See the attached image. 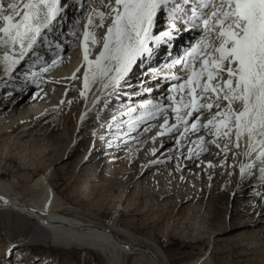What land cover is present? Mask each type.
Instances as JSON below:
<instances>
[{
	"label": "snow or ice",
	"instance_id": "obj_1",
	"mask_svg": "<svg viewBox=\"0 0 264 264\" xmlns=\"http://www.w3.org/2000/svg\"><path fill=\"white\" fill-rule=\"evenodd\" d=\"M73 3L79 6V11L67 35L73 40L79 38L80 20L85 21L79 44L85 91L80 95L86 98L90 86L97 85L99 95L94 99V107L101 100L106 105L111 97L121 94L133 67L150 59L155 47L172 40L182 30L178 21L184 25V31L199 29L183 56L164 66L169 71L162 79L172 82L167 95L125 106L120 115L127 118L121 122L127 123L128 129L117 140L128 143L127 138L139 131L142 122L146 126L141 135L157 127L148 121L162 119L153 142L174 132L179 146L181 139L187 141L190 135L203 131L205 135L190 141L198 148L197 158L208 150V145L215 146L227 158L229 151L239 149L243 143L246 155L256 153V161L264 173V0H181L179 3L177 0H73ZM68 8V0L63 3L62 0H0V64L8 79L30 54L37 60L43 59L37 49L41 45L51 46L50 35L67 23ZM161 12L167 17L166 30L156 34L154 28ZM98 31H103V35L98 37ZM55 47L63 54L59 43ZM95 48L99 50L93 56ZM59 58L41 64L40 73L57 66ZM35 66L30 64L29 71ZM174 68L184 75L173 72ZM79 71L78 67L76 72ZM150 75L160 78L156 69ZM39 78L36 72L25 73L26 80L37 82ZM76 78L74 73L71 79ZM144 90L151 95L150 88ZM169 113L175 121L172 124ZM80 119L83 121L85 116ZM116 121L114 116L113 124ZM205 136L211 137L207 143ZM112 143L109 140L108 146ZM156 151L153 148L152 155ZM193 154V148L188 147L187 158L191 159ZM253 167L254 163L242 165L241 178Z\"/></svg>",
	"mask_w": 264,
	"mask_h": 264
},
{
	"label": "rangeland",
	"instance_id": "obj_2",
	"mask_svg": "<svg viewBox=\"0 0 264 264\" xmlns=\"http://www.w3.org/2000/svg\"><path fill=\"white\" fill-rule=\"evenodd\" d=\"M69 5L70 8H72V6L78 7L76 10L77 12L79 11L78 5H72V3H69ZM73 13L66 14L72 18L67 20V23L69 24H71L72 20L76 17V12ZM64 25L62 28L56 29L54 34L50 35V48L41 45L37 49L39 56L43 58L42 60H37L30 54L21 66L22 69L20 67L19 71L14 72L12 75L13 79L6 78L0 82L1 97L6 96V92H10L13 93L11 97L14 96V99L18 97L23 99L24 96L30 99L36 93L37 90L33 88V84H37V82H41L42 80L39 79L37 82H33V80L30 79L29 85L23 87L19 85V83L14 79L19 75L25 76L26 72L29 75L31 72H38V74H42L40 73V65L47 63V60L49 61L47 57H53L57 53V50L59 49L56 48L54 51L52 50L57 43L61 42L60 45L63 48V43L65 42L66 37H68L61 35V33L65 31ZM79 28L81 29L80 24ZM99 32L101 31H98L97 34H99ZM73 47L74 46H72V48ZM97 49L98 48L93 49V53L96 52ZM65 53L67 54L68 52ZM168 58L171 59V56H168ZM37 61L41 63L35 64L36 66L31 68L29 71V65L36 63ZM137 68L138 69L135 73L137 75L139 74L138 72L146 70V67H143L141 64L139 67L137 66ZM181 74L184 75V73H180L179 75ZM39 76L43 78L46 77L42 75ZM151 80L150 83L154 84L152 86H149L147 83L143 82L139 87L125 91L130 93H143L145 97H148L149 94L147 92L144 93L143 91L145 88H150L151 95H153L150 96L151 98L157 96V99H160L163 96H166L167 94L164 95V93L167 91L169 85H167V83H161L159 78ZM75 84H77V82H70L68 84V97L66 100H63V104H61V102L58 104V107L60 106L59 109L63 113L60 120L57 122V124L59 123L60 126H62L63 122L68 118L70 125H75L76 115L74 117V113L77 112L78 106L81 105L82 102L86 103V101H88L87 94L85 100L78 98L77 102H74L73 99L76 98L77 93L75 90L69 87H74ZM143 87L144 89H142ZM133 96L135 97L136 95ZM117 98H119L118 100L121 102L124 98L123 93L117 96ZM68 99L71 100V104L68 103ZM165 101L164 103L167 104L168 102ZM133 105H136L135 102ZM125 106L126 105L120 108L121 111L126 109ZM108 107H110V104H103V106L98 108V113L100 114L97 117V121H101V123L103 122V119H105L106 116V113L104 112ZM54 109L55 108L53 107V109L48 110V114L44 118L45 125L43 129L41 131H36L37 133H33L31 135L32 137L27 139L26 145L28 147H35L33 146V141L38 143V141L41 140L40 148L43 149L45 147V149L48 150L47 152H43V155L47 153L45 159H49L53 153H62L64 150L66 151V147L71 144L69 149H67V152L71 150L72 154L74 155L72 158L66 161L67 163L65 168H57L59 170L53 178V183L59 182V186L63 184L62 187L56 190V195L59 196L60 199H62V202L66 204H64V208H72L77 212V217L83 220L90 219L93 221L94 219V221L99 220V222H103L107 225H112L115 222L117 225H125V223L130 218L128 215H132L134 213L128 212L123 214L122 212H117L118 214L116 213L114 215L113 212H111V210L108 208L109 204H106V202H109L102 197L112 198L117 197V195H123L122 203H124V197L127 196L128 199L133 201L135 205L134 207H138L143 210V208L147 206V208L151 209L152 211L146 215L143 213L144 215L141 214L139 216H135L134 228L136 230L134 233H130V228H125L126 231L129 235H133V237L136 236L139 242L143 241L144 244L142 246H144V248H151V250H155L159 256L161 255V259L163 260L161 261L163 264H188L190 261L200 257L203 253H205L206 256H209L210 253H212L211 260L214 264H264V223H261L255 227H253L251 224L257 218L264 220V179H262L263 184H260L261 181L256 178L257 176H253L252 178L254 180L243 183L240 189H235V192L233 191L232 194L229 195V199L227 201L229 186L233 182L234 168H229L225 165H223V167L220 166L224 160L228 158L231 160V155H227V158H225L224 154L216 147L214 148L213 146L209 145L208 152L204 155L209 159L211 156L209 152L214 154L210 157H215L216 159L212 167H204L202 164H200L199 170H196V165L186 169H183L181 166L182 168L179 167V170H177V166H179L178 160L181 156L184 158V153H181V150L183 149L184 151L188 149L189 145L192 144L183 143L184 140L182 141L181 139V144L177 146L176 133L170 136L171 141L163 145L161 149L159 146H157V153L155 155H148L150 147L149 144H151L148 139H152V137L156 135L159 123L163 122L162 119L155 121L154 124H156L157 127L153 129L145 138L138 140L136 139V136L146 126V124L142 122L139 127V131L132 132L127 138L129 141L128 143H124L122 140H117L116 138L112 137L111 132L105 135V137L102 136L101 139H98L96 136L88 139V136L86 137V134L85 136L83 134L79 136L77 141H75V136L71 137V134L67 132V128L65 130H60L57 133L49 134V129L51 128L49 126L54 125L52 121V119L55 118V115H53ZM119 112L120 111H116L113 113L116 115V113ZM171 115L172 114L169 113V123L172 122ZM109 125L110 123L107 124L106 127H109ZM118 128V134L122 135L123 132L127 131L128 125L127 123L119 122ZM78 130H76L75 134L78 133ZM51 135L52 137H50ZM81 137L82 139H80ZM132 137H135V139H132ZM194 139L197 140L198 136L191 138L189 141H195ZM24 140L25 139H23V141ZM109 140L113 141V143L110 148H107ZM41 143L44 146H42ZM182 144H184V148L182 147ZM56 148L58 151H55ZM21 150L22 149L20 148L18 151ZM50 150H54V152ZM105 150L107 151L104 152ZM239 150L240 149H237V151H232L235 153H240ZM164 151H167V156H164L163 159L169 158L167 164L164 166L153 165L149 171H145L143 169L141 174L137 175L138 169H141L144 163H146V167L149 160H152L154 157L160 158L161 153ZM232 151H229V153ZM40 152L41 151L37 152V154L39 155ZM37 154L29 155L28 159L32 162L35 161V163L39 162L37 159L42 158V155H39L38 158L36 157L38 156ZM62 154H59V156ZM90 154L93 157L89 159V163H87V165L81 166L78 164L82 158H86L84 155L87 156ZM32 156H35L33 158L34 161ZM177 157H179V159H177ZM4 159L5 158L3 157L2 161H0V168H8L12 175L22 167L21 164L15 159H12V161L9 162H5ZM183 160L184 159H182V161ZM209 161L210 160H208V165L211 164V162L213 163L214 160L210 162ZM203 162L205 161H202V163ZM41 167H39L37 172L34 170L35 168L29 169L28 173L33 176L32 183L43 173V168ZM21 172L22 171L20 170L19 173ZM180 172L184 173L181 174L183 181L179 180ZM253 173H255V171H253ZM81 186L85 187L86 190L81 191ZM25 187L26 185L20 182L15 186V191L17 190L16 192L19 193V195H23L22 192ZM90 187H94L93 192L91 191L92 188ZM240 191L243 193H239ZM68 193H71V195H67ZM244 194L245 196H243ZM184 195H190V197L194 196L196 200H198L177 206V197L182 198ZM85 196H87V198H85ZM225 201H227L228 208L224 206ZM252 206L255 207L253 210L250 209ZM190 208L193 214L190 212V217L186 218L187 210ZM236 208H239V214L235 212ZM230 210L232 211L231 213ZM97 211L99 213H97ZM248 211L250 212L249 215L247 217L244 216L245 212ZM63 213L67 214V212ZM261 214L262 216H260ZM246 222L249 224L246 228L237 229L235 231H231L230 233L227 232L223 233V235L219 234L214 236V234H218L219 231L225 227H228L230 224H233L236 227L243 226ZM119 230L125 232L123 229ZM148 232L150 237L153 238L152 240L143 237V234H147ZM207 235L211 236V242L209 245L206 243L207 237H209ZM240 236H244L245 238H240ZM199 239H202L201 242ZM5 242V235L0 228V264H100L102 259L100 256H97L91 252L90 256L85 259L83 258L84 256H77L75 251H55L54 249L46 247H31L26 248V250L19 248L11 249L5 245ZM24 255H26L27 258ZM123 256H125L123 257L125 260L124 263L129 264L132 257H128L126 260V255L123 254Z\"/></svg>",
	"mask_w": 264,
	"mask_h": 264
},
{
	"label": "bare ground",
	"instance_id": "obj_3",
	"mask_svg": "<svg viewBox=\"0 0 264 264\" xmlns=\"http://www.w3.org/2000/svg\"><path fill=\"white\" fill-rule=\"evenodd\" d=\"M69 3L70 4L72 3V5H74L72 1H70ZM76 9H78V7H74V6H72V8L69 7L66 11V14L76 12V15H77L78 12ZM67 16L68 15H66L67 20L72 19L71 17L69 16L67 17ZM74 20L75 18L72 20L71 24L66 23V25H64V28H65V31H63L64 36H68L67 35L68 30L71 26H73ZM84 23L85 21L83 19L80 20V25H81L80 33H82L84 30L83 28ZM160 27H161V24L158 18L156 26L154 28V33L159 34ZM80 33L77 34L79 38L75 40H73V38L70 36L66 37V40L63 43V49H64L63 54H60L59 50H57V53L53 57H50V58L47 57L49 61L47 60V63L45 64H50L53 58H55L56 56H59L60 58H59L58 65L51 67L49 71L46 73L39 74V75L46 76V77L39 78L40 80H42L41 82H37L39 84V87L37 86V84H33V88H35L37 91L30 99L26 96H24L23 99L21 97L16 98L15 96L16 99H14L13 98L14 96L11 97L13 93H10V92H6L7 94L6 96H2V97L0 96V161H2L3 157L5 158L4 159L5 162H9V161H12V159H15L22 166L13 175L11 174L8 168H3V169L0 168V228L5 235V239H6L5 245H7V247L11 249L19 248V249L26 250V248H31V247H42V248L46 247V248L54 249L55 251L56 250H60L63 252L75 251L77 256H84L83 258L85 259L90 256V252H91V253L96 254L97 256H100V258H102L100 264H125L124 263L125 260L123 258L125 256H123V254L126 255V260L128 257H132L131 260L129 259L131 261L129 264H163L161 255L159 256L157 252L155 250H151V248L149 249L144 248V246H142L144 244L143 241L140 240L141 242H139L136 236L133 237V235H129L128 232L126 231L127 228L128 229L130 228L129 229L131 230L130 233L131 232L134 233V231L136 230L134 228L135 216H139L143 213H145L146 215L152 211L151 209H148L147 206H145L143 210L138 207H134L135 205L133 201L131 199H128L127 196L124 197V203H122L123 195H120V196L117 195V197H112V198L102 197V198H104L106 201L109 202L107 203L105 201L106 204H109L108 208L111 210V212H113L114 215L117 212H122L123 214L128 213V212L134 213L132 215H128L130 216V218L125 223V225L115 224L116 220L114 221L115 223H113L112 225H109V224L107 225L103 222H99V220L94 221L93 219V221H91L90 219L83 220L81 218H78L76 214L77 212L73 210L72 208L69 209L67 206L66 207L68 209L64 208L63 206H65L66 204L63 203L62 199H60V197L56 195V190L62 187L63 184L59 186L58 184L59 182L53 183V178L55 177V174L59 170L57 168H61V169L65 168L66 163H67L66 161L72 158V156L74 155L72 154L71 150L68 151L69 154L67 152V149H69L71 144H69L66 147L67 148L66 151L64 150L62 152L63 154L53 153V155H51L49 159H45V157L47 156V153L43 155V152H47L48 150L45 149V147L43 149L40 148L41 140H39L38 143L33 141L34 143L33 146H35L36 148L31 147V146L30 148L26 145L27 139H30L33 133H35L36 131H41L43 129L45 125L44 118L45 116H47L48 110L53 109V107L55 108L53 111V115H55V118H53L54 120L52 119L54 125L49 126L51 127L49 129L50 130L49 134L57 133L60 130H65L67 128V132L71 134V137L75 136L74 137L75 141H77L79 136L83 134L84 136L86 134V137L88 136V139H91L94 136L98 137V139H101L102 136L105 137V135H107L109 132H111L112 137L116 138L119 135L118 134L119 133V128H118L119 122L127 119L126 117H123L120 115L122 111L126 110V109H123L121 111L120 109L121 107H124V105H127V104H133L134 102L137 105L140 102L146 101L148 99H153V100L157 99V96L154 98L150 97L153 95H149L148 97H145L143 93L142 94H137L138 92L130 93L125 90L134 89L135 87H139L140 85H142L143 82L147 83V85L149 86L154 85L150 83V80L151 79L154 80L157 78L149 77L151 76L150 73L153 69H156L160 72L159 79L161 83L163 84L167 83V85L169 86L172 83L171 81L166 82L162 79V77L169 71L164 66L167 63L171 62V59L168 58V56H171L172 53L170 55L165 54L161 56L154 63L151 61L148 62L147 65H145L146 70L142 72H138L139 74L137 75L135 74L136 70L138 69L137 66L139 67L140 64H142V63H139L136 65V68L134 66L133 70L129 73V76L127 77V83H125L123 86V89L121 92L124 95L123 100L120 102L117 96H113L108 100L107 104L108 105L110 104V107H108L106 111L104 112L106 113V116H105V119H103L102 123L101 121H97V117L100 114L98 113V108L103 106V104L105 103L103 100H101L98 105H96L95 107L93 106L94 99L96 96L99 95V92L97 91L98 86L92 85L90 86V90L86 91V95L88 94V101H86V103L82 102V104L78 106L77 112L74 113V117L76 115L75 125H70V122L68 121L69 118H68L63 122L62 126H60L59 123L57 124V122L60 120L63 113L59 109L60 106L58 107V104L62 100L67 99L68 84L70 82H77V84H75L74 87H69L75 90L77 93L76 98L74 97L75 99H73L74 102H77L78 98L79 99L81 98L83 100L86 99L85 97H82L80 95L81 91H85L83 89V68L80 67L82 64V50L79 47L80 41L82 39V35H80ZM198 33H199V30L192 29V30L183 32V29H182L179 33H176L175 36L182 34L188 37L192 36V38L196 39ZM102 35H103V31L97 34L98 37ZM68 41H71V43H69ZM193 42L194 41H192V43ZM59 44H61V42ZM72 46H74L75 48L74 47L72 48ZM157 47L162 48L161 45H158ZM55 49L56 47L54 46V49L52 50L54 51ZM98 50L99 49H97L96 52H98ZM65 52H68V53L66 54ZM96 52L93 53V56L95 55ZM154 54H155V51H154ZM26 59L27 57L25 58V60ZM24 62L25 61H22L21 64L18 65L13 70V72L11 73V79H13L12 75L14 74V72L19 71L20 67L23 65ZM39 63L41 62L37 61L35 64H39ZM78 67L80 68V71L76 72V69ZM172 71L177 72V69L174 68L172 69ZM74 73L77 78L71 79ZM177 74L179 75L180 73L177 72ZM6 78L7 77L3 71V65L0 64V82H2L3 79H6ZM14 80H16V82H18L19 85L23 87L28 86L30 83L29 82L30 79L26 80L24 75H19ZM142 89H144V87ZM145 89H148V88H145ZM143 92L145 93L147 91L144 90ZM166 94H167V91L164 93V95ZM133 95H136V96L134 97ZM129 96H131V99H129ZM68 101H71V100L68 99ZM116 111H120V112L114 115L115 113L113 112H116ZM82 115L85 116V119L83 121H81L80 119ZM114 116L117 117V121L115 124H113ZM154 122L155 121H148L147 123L154 124ZM174 122L175 121L172 120L170 124ZM109 123L110 125H112L111 129L109 127H106V125ZM155 128L156 127H153L149 132L141 135V133L143 132V129H142L139 132V134L136 136V139L139 140V139L145 138ZM76 130H78L77 134H75ZM159 130H160L159 127H157V132ZM174 134L175 133L173 132V133H169L163 136H159L155 139V142H153V139H148V141H150L151 143L149 144L150 147H149L148 155L150 156L152 154L153 148L156 149L157 146H159L161 149L163 145L169 143L171 141L170 136ZM201 135H204L203 131L195 135H190L187 141L184 139H182V141L184 140L183 143L188 144L190 143L189 140L191 138L196 137V136H198L199 138V136ZM50 137H52V135ZM23 139L25 140L23 141ZM42 139H45V138H42ZM80 139H82V137ZM210 139H211L210 136L205 137V142L207 143V141ZM42 146L44 145L42 144ZM210 146H213V145H210ZM108 147L109 146L107 145V148ZM182 147L184 148V144H182ZM189 147L193 148L194 154L192 155L191 159H188L187 158L188 149L184 151L182 149L181 153L182 152L184 153L183 155L184 158L181 156L180 159L178 160L179 167L182 166L183 169H186L188 167H192L196 165V170H199L200 164H202L204 167H207L208 160L210 161L214 160L213 163L211 162V165H213L214 162L216 161L215 157L210 158L211 156L214 155L212 152H209L211 154L209 159L204 156L208 152V150L206 152L200 153L199 157L197 158V156L195 155V152L198 151L197 146L195 144H192V145H189ZM213 147L215 148V146ZM20 148L22 150L18 151ZM239 149H240L239 150L240 153L237 152L238 154L235 153V156H234L233 155L234 152L233 151L230 152L228 155H231V160H229L228 158L224 160L223 162L224 163L223 165L229 168L230 167L234 168L233 182L229 186V190L227 194V201L229 199V195L232 194L233 191L235 192V189L236 190L240 189L243 183H247V182H250L251 180H254L252 178L253 176H257L256 178L259 181H261L260 184L261 183L263 184L262 179H264V173L260 171L261 165L258 161H256V153H253L251 156L246 155L245 153L247 152V148L243 143L241 144V147ZM39 151H41L39 155L40 156L42 155L41 156L42 158H39V155L37 154V152ZM50 151L54 152V150H50ZM55 151H58L57 148L55 149ZM106 151L107 150H105L104 152ZM234 151H237V149H234ZM166 153L167 151L166 152L164 151L161 153L160 158L154 157L152 160H149L146 167H145L146 163H144L143 167H141V169H138L137 175H140L143 169L145 171H149L153 165L164 166L165 164H167L169 158L163 159L164 156H167ZM31 154L32 155L37 154L38 156L36 157L40 159V160L37 159L39 162L35 163L33 159L35 156L34 157L32 156V159L34 162L30 161L28 159L29 158L28 156ZM59 154H62V155L59 156ZM84 157L86 158H82L78 163L81 166L87 165V163H89V159L93 156H91L90 154L87 156L84 155ZM182 159L184 160L182 161ZM202 161H205L203 162L204 164L202 163ZM248 163H254V167L252 170L246 172L245 176L242 179L240 175V167ZM39 167L43 168V173L41 175L39 174L40 175L39 177L36 176L38 178L32 183L33 176L30 175L28 171L31 168H35L34 170L37 172ZM20 170L22 171L21 173H19ZM253 171H255V173H253ZM181 174H184V173L180 172L179 180L183 181ZM20 182L26 185V187L24 188L22 192L23 195H19V193L16 192L17 190L15 191V186L19 184ZM94 187H90L92 188L91 189L92 192L94 191L93 190ZM80 189L81 191L86 190V188L82 186ZM239 193H243V192L240 191ZM67 195H71V193H68ZM243 196H245V194ZM85 198H87V196H85ZM177 199H178L176 201L177 206L184 205L188 202L198 200V199L196 200L194 196L190 197V195H187V196L184 195L182 196V198L177 197ZM5 201L7 203H5ZM227 201L224 202V206L228 208ZM92 202H97V201H92ZM174 207H175V203H174ZM239 208L235 209V212L237 214L240 213ZM254 208L255 207L252 206L250 209L253 210ZM63 212H67V214H64ZM190 212L192 213L191 208L187 210L186 218L190 217L191 215ZM231 212L232 211L230 210V213ZM97 213L99 212L97 211ZM249 213H250L249 211L245 212L244 216L247 217ZM69 214H74V215H69ZM260 216H262V214ZM230 218H231V215H230ZM261 223H264V220L257 218L251 224L253 225V227H255V226L260 225ZM248 225L249 224L247 222L244 223L243 226H236V227L235 225L230 224L228 225V227L223 228L224 230L221 228L222 230L219 231L218 234H214V236L219 235V234L223 235V233H227V232L230 233L231 231H235L237 229L246 228ZM173 227H176V226H173ZM119 229L121 230L123 229L125 230V232L120 231ZM143 235H144L143 237H146L149 240L153 239L150 237L149 232ZM210 237L211 236L207 237L206 243L208 245L211 242ZM240 238H245V237L240 236ZM211 254L212 253H210L209 256L208 255L206 256L205 253H203L200 257H198L195 260L190 261L188 264H214L213 261L211 260Z\"/></svg>",
	"mask_w": 264,
	"mask_h": 264
}]
</instances>
